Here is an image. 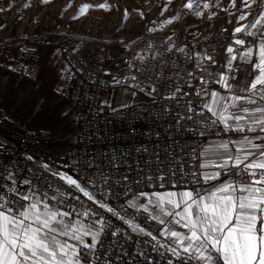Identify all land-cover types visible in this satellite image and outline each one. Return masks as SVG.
<instances>
[{
    "label": "snow or ice",
    "instance_id": "6c2138e0",
    "mask_svg": "<svg viewBox=\"0 0 264 264\" xmlns=\"http://www.w3.org/2000/svg\"><path fill=\"white\" fill-rule=\"evenodd\" d=\"M39 2L47 5L52 0H39ZM257 4H259V11L254 20L247 25L241 24L233 30V35L243 33L245 37L253 38L259 48V63L253 65L259 70V74L250 85L241 89L248 95H231L230 102L223 103L224 98L217 92H212V103L203 105L218 117L226 130L240 133H256L257 131L264 133V0H243V6L249 11L242 13L237 19L243 21L252 15V9ZM11 6V4L8 5L9 8ZM30 6L27 0L22 5L24 8ZM232 6L235 7V0H232ZM91 7L93 6L85 3L80 7V12L83 13ZM98 7L107 10L111 6L105 0V3H101ZM183 7L191 10L196 16L204 14L202 10H199L200 0H188ZM202 7L209 9L212 5L208 0H204ZM5 10L0 7V12ZM215 15L216 13L213 12L208 18L211 19ZM177 19L179 14L164 23L171 24ZM3 27L4 25H0V29ZM171 42L169 37V43ZM234 43L244 45L245 39L237 38ZM172 50L185 52V48L169 49V51ZM233 51L230 45L227 52L231 54ZM252 54L253 48L248 47L240 53L239 59L248 62ZM196 55L199 59L209 62L208 66L203 64L198 66L202 73L211 76L212 73L208 71V67L215 63L213 56L205 54L201 57L199 53ZM236 59L237 56L232 55L228 60L230 71L236 70L232 65V61ZM27 75L31 79L33 73L29 71ZM189 75L192 74L189 73ZM36 79H39L38 75ZM61 79H71V77H61ZM132 79L135 80L136 77L133 76ZM232 79H235V76ZM201 81L202 86L197 91V96L204 91L203 84L208 83L204 80L203 74ZM113 82L121 83L115 78ZM216 82L229 90L233 87L229 83V78L223 73H220L219 80ZM162 83L161 80V84H154L147 92V95L152 97L153 103H156L157 89L162 86ZM136 86L139 87V84ZM55 91L57 94H63L65 86L60 85ZM135 94L132 92L133 96ZM187 95L176 87L170 95L162 98L179 101L180 97ZM16 102L33 114L43 108V104L32 92H26ZM131 107L129 104H120L119 108H112L111 111L113 115H116L119 109ZM229 108L233 109L230 113ZM162 111L167 115L170 114L171 108L165 105L162 106ZM188 111L195 114L191 101L188 102ZM156 118L159 119V117ZM180 119L191 120L192 116ZM180 119L176 122L178 129H182ZM171 127L169 125V130ZM156 135L159 137L160 133L157 132ZM256 140L260 143H255ZM235 143L239 144L235 155L227 151L228 143L216 146L224 149L227 156L219 167L227 168L231 162L234 168L241 169L242 174L251 176L253 179L238 185L225 182L206 195H201L196 190L180 193L133 192L134 185L142 182L140 177L133 181L126 173L121 179L112 180L111 175L100 168L98 172L102 183L107 187L104 188L103 199H97L95 192L89 191L87 187V185L95 187L94 178L88 179L86 184L82 185L67 173L52 172L48 164H43L42 167L53 176H59L99 208L106 209L113 216L121 219L133 232L151 237V241L146 242L152 243L154 249H164L166 254H170L175 259L176 264H264V135L253 137L245 135L242 140ZM7 151L6 138H0V154H6ZM135 151L153 158L145 159L143 167L140 166L139 160L136 164V170L147 183H153L159 179L163 186V181L169 179V175L164 174L166 168L171 178L176 179L177 173L172 167L174 156L165 155L162 159L158 148L154 153H149L146 147L137 148ZM130 155L131 152L126 153L125 158ZM25 159L32 161L33 156L26 155ZM113 159L115 160V157ZM139 159H144L143 155ZM94 166V162L86 165L88 168ZM154 166L159 175L151 171L144 172V169L151 170ZM12 167L6 166L0 169L6 181L0 184V264H121L122 258L129 255L122 244V241L127 243L131 239L127 233H122L120 228L109 231L111 227L109 221L103 216L97 217L95 211L79 202V197H74L79 204L70 203L69 197L72 196L70 192L65 193L57 189L56 194L49 196L47 191L41 192L32 180L17 181L11 170ZM113 169L114 174L118 175L120 163H115ZM129 171H133L130 166ZM218 175V172L215 175H206L205 180L215 179ZM18 184L26 186L27 190L22 192ZM121 184L124 185V196L127 197L131 193V199L126 201L125 212L127 209H134L136 213H146V219L156 221L162 226L158 231L159 236L164 238L163 241L138 223L136 216L128 219L126 215H122L105 202L109 197L116 195L113 188ZM141 198H146V202ZM81 208L83 211L80 210ZM176 225L187 231L175 230ZM105 235H110L112 238L107 243ZM128 264H134V262H128ZM168 264H173V260L169 259Z\"/></svg>",
    "mask_w": 264,
    "mask_h": 264
},
{
    "label": "built area",
    "instance_id": "2783aa9c",
    "mask_svg": "<svg viewBox=\"0 0 264 264\" xmlns=\"http://www.w3.org/2000/svg\"><path fill=\"white\" fill-rule=\"evenodd\" d=\"M35 37L26 36L17 42L0 39V68L32 72L39 59V49L48 44L58 46L70 67L65 77L71 79H63L65 91L61 96L66 100L76 121L77 139L72 143L58 146L57 151H52L51 147L55 144L44 130L35 131L27 127L6 136L0 135V138H6L8 145L7 153L0 154V169L13 166L11 170L17 181L32 180L41 192L47 191L49 196L56 194L57 189L65 193L70 192L72 194L69 197L70 203L82 202L84 206L95 211L97 217L103 216L110 223L109 231L120 228L122 233H127L131 239L127 243L122 241V244L129 255L122 258L121 264L128 262L168 264L169 259L176 264L175 259L166 254L164 249H154L152 243L146 242L151 241V237L133 232L121 219L106 209L99 208L59 176H53L45 170L42 165L48 164L52 172L67 173L82 185L86 184L88 179L94 178L95 187L91 185L87 187L89 191L95 192L97 199H103L104 188L107 187L102 183L98 172L100 168L111 175L112 180L121 179L126 173L133 181L140 177L142 182L134 185L133 192L177 188L204 192L210 182L205 180L206 175L200 166V149L206 137L230 138L238 135L263 134L258 131L240 133L226 130L225 126L213 123L203 107L208 89L218 85L216 81L219 80L221 73L218 66L227 51L231 35L221 30L202 31L195 39V46L186 43L185 47H179L177 42L172 44L146 37L136 50L123 46L111 48L102 40L88 43L81 38L73 37L54 39L44 32ZM177 48H185V52L169 51ZM197 53L201 57L205 54L213 56L215 63L208 67L211 76L202 73L198 64L208 66L209 62L199 59ZM16 54L20 56L18 62H15ZM242 63L239 58L233 60L232 65L236 70L230 71L228 68L227 76L230 83L246 88L258 75L259 70L251 67L245 71L241 68ZM202 74L208 83L203 84L204 91L197 96L196 93L202 86ZM133 76L136 77L135 80L132 79ZM233 76L235 79H232ZM114 78L121 83L114 84ZM161 80L162 86L158 87L156 103H153L147 92L154 84H161ZM105 87H129L140 96H144V99L129 104L132 106L130 109H119L116 115H113L112 107L101 102L100 95ZM176 87L188 95L180 97L179 101L162 98L170 95ZM189 101L192 102L195 114L188 111ZM165 105L171 108L170 114L166 115L162 111V106ZM187 116H192V119H180ZM177 119H180L182 129L176 127ZM169 125L172 126L171 130ZM157 132L160 133L159 137L156 135ZM142 147H146L149 153H154L158 148L162 159L165 155L174 156L172 167L177 173L176 179L171 178L166 168L164 174L169 175V179L163 181V186L159 179L147 183L136 170V164L139 160L140 166L143 167L145 159L153 158L135 151ZM129 152L131 155L125 158V154ZM26 155H32L33 160L25 159ZM142 155L144 159H139ZM89 162H94L95 166L86 167ZM117 162L120 163L118 175L114 174L113 169ZM129 166L133 171H129ZM149 171L159 175L155 171V166L151 170L144 169L145 173ZM252 179L251 176L242 174L241 169L230 176L231 182L235 184L250 182ZM3 183H6L4 174L0 173V184ZM17 186L22 192L27 190L26 186L19 184ZM124 190L123 184L114 187L116 195L109 197L105 202L122 215H126L128 219L136 216L138 223L159 238L157 235L159 224L156 221L146 219L144 213H136L134 209H127L125 212L126 207L119 208L127 198L123 195ZM74 197H79V202ZM80 210L83 211V208ZM110 239H112L110 235H105L106 243Z\"/></svg>",
    "mask_w": 264,
    "mask_h": 264
},
{
    "label": "rangeland",
    "instance_id": "374dc122",
    "mask_svg": "<svg viewBox=\"0 0 264 264\" xmlns=\"http://www.w3.org/2000/svg\"><path fill=\"white\" fill-rule=\"evenodd\" d=\"M25 2L26 0H0V7L6 9L0 12V25H4L0 29V39L5 38L17 42L26 36L34 38L37 34L44 32L54 39L73 37L81 38L88 43L102 40L111 48L123 46L124 48L136 50L142 45L143 39L146 37L168 42L169 37H171L172 44L177 42L179 47H185L186 43L195 46V39L202 31L221 30L231 35L228 47L230 45L233 47V54L240 55L246 48L252 47V56H256L257 60L260 59L258 45L253 38L245 37L243 33L233 35V30L236 27L252 22L259 11V4L254 5L252 15H249L243 21H238L237 18L242 13L249 11L243 6V0H235V7L232 6V0H208L212 5L209 9H203L204 0H200L199 10L204 13L202 16H196L191 10L183 7L188 0H107V3L111 6L107 10L98 7L101 3H105V0H52L47 5L40 3L39 0H27L31 5L29 8L22 7ZM85 3L93 7L81 13L80 7ZM9 4L12 5L11 8L8 7ZM213 12L216 15L209 19L208 17ZM177 14H179V19L174 20L171 24L164 23V21L177 16ZM237 38L245 39V44L236 45L234 40ZM50 45L55 44H48L47 46ZM228 54L230 53L226 51L222 59ZM239 55H237V58H239ZM18 61H20V56L16 54L15 62ZM243 66L244 62L241 68L245 70ZM0 70V109H2L0 110L2 112L0 126L3 125L7 129H12L9 133L18 132L23 128H27L24 126L30 124L33 116L35 117L41 109L33 114L20 107L16 102L24 95V91H28L26 89L29 76L26 71L20 72L15 68H0ZM14 89L15 91L18 89L23 94L15 96L12 91ZM138 95L136 93L134 97ZM61 98L64 99L62 96ZM140 98L143 100L144 96H140ZM132 99L134 100V98ZM64 101L66 102L65 99ZM69 111L72 116L70 108ZM62 144L65 143L53 145L56 147H51V150L57 151L58 146ZM125 207L126 202L119 205L121 209Z\"/></svg>",
    "mask_w": 264,
    "mask_h": 264
},
{
    "label": "crops",
    "instance_id": "0c3cea01",
    "mask_svg": "<svg viewBox=\"0 0 264 264\" xmlns=\"http://www.w3.org/2000/svg\"><path fill=\"white\" fill-rule=\"evenodd\" d=\"M233 53L228 54L224 59L221 60L219 64V70L226 76L228 60L231 58ZM239 55V54H233ZM244 62V61H243ZM259 63L256 56H252V58L248 62H244V69L248 71L254 64ZM69 69L68 63L65 58L62 56L60 49L55 45H50L40 49L39 51V60L36 64V68L33 72L32 78H27L28 87L24 91L32 92L35 94L36 99L43 104V108L39 111V113L31 119V123L25 125L24 127H29L33 130H45L47 131L49 137L55 144L61 143H72L77 139V128L76 123L73 117L70 114L69 108L61 98L60 94H57L55 89L62 85L61 77H64ZM1 71V70H0ZM12 72V71H11ZM259 74V73H258ZM39 76V79H36V76ZM232 84V83H231ZM232 89H227L223 87L220 83L216 87L210 88L207 94L206 103H212V92H217L220 97H223V103L230 102L231 95H244V92L241 89H244L242 86H238L237 84H232ZM16 95H22L23 92H19L18 89L12 90ZM137 93L132 88H105L101 94V100L106 101L111 107H119L120 104H131L136 101H142L140 96H132V92ZM12 92V93H13ZM130 98H129V97ZM134 98V100L132 99ZM251 107V105H248ZM2 110V109H0ZM205 111L210 115V117L216 121L219 125H223V123L219 122L217 116L213 115L212 112H209L207 108ZM229 113L233 111V109L229 108ZM63 113V114H62ZM228 113H226L227 115ZM229 123H233L229 121ZM23 127V126H22ZM12 129H7L3 125L0 126V135H7L9 131ZM259 135H264L259 134ZM245 135H238L230 138H220V137H206L203 140V144L200 149V166L205 175H215L217 172L219 173L215 179H209V185L207 189L200 193L201 195H206L214 191L217 187L225 182H231L230 176L232 173L237 171V168L232 166V163H229L227 168L221 169L219 167L220 164L224 162L227 158L224 149H219L218 146L221 143H228V152L233 155L236 154V150L239 147L238 142L242 140ZM249 137H253L255 135H247ZM255 143H260L259 140L254 141ZM55 148L56 146H53ZM238 185V184H237ZM183 191H188L184 188L177 189H168V190H155V192L167 193V192H175L180 193ZM144 192H154L152 190L144 191ZM128 199H131V195L127 196V198L123 201L126 202ZM146 202V198H141ZM143 213V212H142ZM146 216L147 214L144 213ZM162 226L159 224V230ZM175 230L177 231H187L186 229L181 228L179 225L175 226ZM159 236V232L157 233ZM159 238L163 241L164 238Z\"/></svg>",
    "mask_w": 264,
    "mask_h": 264
}]
</instances>
